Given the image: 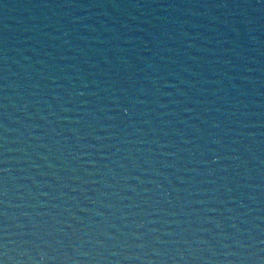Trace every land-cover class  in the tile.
Here are the masks:
<instances>
[{
  "label": "water",
  "instance_id": "1",
  "mask_svg": "<svg viewBox=\"0 0 264 264\" xmlns=\"http://www.w3.org/2000/svg\"><path fill=\"white\" fill-rule=\"evenodd\" d=\"M0 264H264V0H0Z\"/></svg>",
  "mask_w": 264,
  "mask_h": 264
}]
</instances>
